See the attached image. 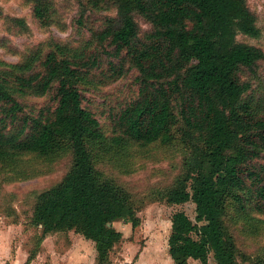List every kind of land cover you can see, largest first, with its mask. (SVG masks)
I'll use <instances>...</instances> for the list:
<instances>
[{
	"label": "trees",
	"instance_id": "obj_1",
	"mask_svg": "<svg viewBox=\"0 0 264 264\" xmlns=\"http://www.w3.org/2000/svg\"><path fill=\"white\" fill-rule=\"evenodd\" d=\"M31 1L35 16L46 18L48 1ZM112 1L116 14L95 36L114 45L117 54L124 52V60L138 71L137 94L115 116L119 135L114 139L168 142L178 124L189 149L184 173L167 192V200H192L196 220L202 223L193 222L184 210L173 213L168 244L174 264H188L190 258L207 264L211 252L216 264H245L238 260L223 216L228 198L241 199L239 192L245 188L249 199L264 209V163L257 162L264 153V100L253 104L243 98L250 85L240 75L243 68L253 69L264 51L236 38L240 32L260 34L254 12L246 0ZM136 15L152 25L144 39ZM57 48L46 55L42 71L15 77L21 91L55 92L51 114L24 113L0 76V157L27 151L46 155L60 141L67 143L71 169L38 195L33 221L43 235L81 233L94 242L97 262L106 264L122 238L112 222L131 221L135 226L139 217L129 192L102 178L95 167L89 143L103 138L104 132L83 105L79 63ZM38 251H30L28 260Z\"/></svg>",
	"mask_w": 264,
	"mask_h": 264
},
{
	"label": "rangeland",
	"instance_id": "obj_2",
	"mask_svg": "<svg viewBox=\"0 0 264 264\" xmlns=\"http://www.w3.org/2000/svg\"><path fill=\"white\" fill-rule=\"evenodd\" d=\"M47 1L48 14L39 19L31 0H0V76L24 107V113L51 114L56 105L55 92L39 93L35 88L21 91L16 75L29 76L42 71L46 55L57 47L62 49V56L79 63L83 105L95 114L104 132L103 138L89 143L95 167L102 178L112 179L129 192L139 217L135 226L131 221L112 222L122 232V238L110 250L106 264H135L141 256L149 259V264H174L168 244L173 213L184 210L193 222L202 223L196 220V204L192 200L183 203L167 200V192L184 173L189 153L178 132V124L173 127V138L168 142H117L114 138L119 131L114 119L136 96L138 71L124 60V52L117 54L114 45L100 43L95 36L106 19L116 14V6L112 0L98 4L95 0ZM246 1L255 14L260 34L252 37L240 32L236 38L264 51V0ZM136 20L139 37L144 39L152 25L140 15H136ZM240 75L250 85L243 98L253 104L264 100V58L253 69L243 68ZM257 162L264 163V153ZM71 166L72 154L65 141H60L46 155L27 151L0 157V232L10 231L5 243L13 249L20 245L30 251L42 249L46 235L33 221L37 197L61 182ZM239 193L241 199L229 197L227 200L223 216L226 231L237 245L239 262L264 264V209L249 199L248 188ZM76 233L72 230L74 236ZM57 238L60 247H64L68 236L58 234ZM89 258H93L92 253ZM39 259L43 264L50 263V256ZM51 259L59 262L62 258ZM92 262L100 264L94 259ZM188 264L203 263L190 258ZM207 264H216L212 252Z\"/></svg>",
	"mask_w": 264,
	"mask_h": 264
},
{
	"label": "crops",
	"instance_id": "obj_3",
	"mask_svg": "<svg viewBox=\"0 0 264 264\" xmlns=\"http://www.w3.org/2000/svg\"><path fill=\"white\" fill-rule=\"evenodd\" d=\"M1 232L2 242L0 243V264H43L41 262L42 260L39 259L43 255L46 257L50 256L49 264H95V262H92V259L97 260L96 250L90 239H87L81 233H76V236H74L72 230L46 234L41 243L42 249L39 250L31 260H28L30 250L25 249L21 245L15 246V249H13L11 244L5 243V238L10 236V231L1 230ZM58 234H64L65 238L68 236L64 247H60V244L57 243ZM90 247H92L91 252H89ZM89 253H92V259L89 258ZM143 253L145 252L143 251L142 254ZM59 255L62 258L61 261L53 262L51 258L54 256L60 257ZM147 263L149 264V259L141 256L135 264Z\"/></svg>",
	"mask_w": 264,
	"mask_h": 264
}]
</instances>
